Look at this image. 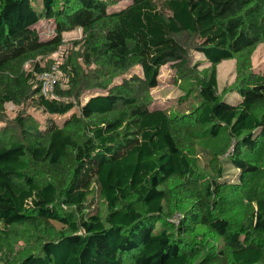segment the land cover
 Instances as JSON below:
<instances>
[{
  "label": "trees",
  "instance_id": "trees-1",
  "mask_svg": "<svg viewBox=\"0 0 264 264\" xmlns=\"http://www.w3.org/2000/svg\"><path fill=\"white\" fill-rule=\"evenodd\" d=\"M115 2L0 0L1 264H264V68L251 61L264 0ZM40 19L54 34L40 35ZM76 28L79 48L60 53L45 95L39 75ZM192 51L208 66L191 65ZM225 59L232 103L217 88ZM167 63L181 94L155 106ZM90 88L101 92L81 104ZM6 103L42 110L43 127L23 112L7 121ZM24 228L49 237L11 256Z\"/></svg>",
  "mask_w": 264,
  "mask_h": 264
},
{
  "label": "rangeland",
  "instance_id": "rangeland-1",
  "mask_svg": "<svg viewBox=\"0 0 264 264\" xmlns=\"http://www.w3.org/2000/svg\"><path fill=\"white\" fill-rule=\"evenodd\" d=\"M130 0H116L113 8H122L126 6ZM37 29L42 37H48L54 34V22L52 20L40 19L36 24ZM82 36L81 29L76 28L67 32H64L63 38L64 43L60 47V49L53 54L49 55L48 58L51 60L61 61L62 57L60 53L69 51L71 49H78L79 45L75 46L73 42L75 40H79ZM47 59V58H46ZM45 60V59H44ZM251 61L253 67L257 69L264 68V44L259 43L255 50L252 53ZM197 64V69H203L208 66V63L205 61L203 55L199 52L192 51L191 52V65ZM235 60L234 59H225L217 64V88L218 91L225 94V99L228 102H234L237 98L235 93H231L228 91V88L233 85L234 77H235ZM132 71H139L138 67L129 70L124 76H129ZM58 81L61 78V74H58ZM121 77L118 76L114 79V81L119 82ZM177 75L175 72V68L172 66V63H167L163 65L160 69L158 75V85L151 89V95L153 98L152 104L155 106H169L170 104H174L176 98L181 94V90L178 86ZM57 81V83H58ZM101 89L98 88H90L87 89L80 97V103H84L88 97L93 94H96ZM77 105V104H76ZM78 106V105H77ZM78 107H74L73 110H77ZM5 111L7 121L12 120L18 113L23 112L28 119L31 117L34 118L40 125L43 127L45 123V119L48 116L45 112L40 109H36L31 107L30 105L20 107L17 105H13L12 103L5 104ZM56 118V117H54ZM33 119V120H34ZM59 119V118H56ZM4 122H0V126L3 125ZM197 160L199 165H203L206 163V157L203 156L202 151L199 150L196 153ZM224 166V177L225 179H229L230 181H236V173L232 165L227 162L223 163ZM207 167V166H206ZM241 215L240 207H236L234 210H229L227 213L228 217L239 218ZM182 217V211H178L172 217V220L178 224L179 219ZM56 229H60L63 227L59 223H54ZM21 237L14 243V254L11 256H15L17 258L26 255L27 253L37 250L40 246V243L49 237V234L46 230L35 229V228H24L21 230ZM10 256V257H11ZM2 257H0V264L2 263Z\"/></svg>",
  "mask_w": 264,
  "mask_h": 264
},
{
  "label": "built area",
  "instance_id": "built-area-1",
  "mask_svg": "<svg viewBox=\"0 0 264 264\" xmlns=\"http://www.w3.org/2000/svg\"><path fill=\"white\" fill-rule=\"evenodd\" d=\"M61 56V55H60ZM58 60H55L51 69L43 72L39 75L41 80V89L45 95H51L53 93L54 87L58 81Z\"/></svg>",
  "mask_w": 264,
  "mask_h": 264
}]
</instances>
